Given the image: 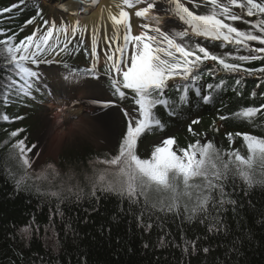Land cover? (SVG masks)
Masks as SVG:
<instances>
[{
	"label": "snow or ice",
	"instance_id": "obj_1",
	"mask_svg": "<svg viewBox=\"0 0 264 264\" xmlns=\"http://www.w3.org/2000/svg\"><path fill=\"white\" fill-rule=\"evenodd\" d=\"M89 2L95 5L98 0ZM188 4H192L194 9L207 7L208 11L198 14ZM25 7L26 0H18L0 8V16L7 14L9 20L18 18ZM114 7L118 11H113L111 7L107 9L106 19L110 22L111 34L103 15L91 27L80 19L67 22L64 17L57 23L55 18L45 19L38 5L35 15L27 19L19 31L0 27V99L7 107L12 102L35 100L41 91L46 92L44 77L33 66L55 63L57 57L70 51L78 53L84 40L81 38L74 45L73 40L89 32L91 48L90 51L85 48V54L90 56L91 64L78 68L68 65L64 80L83 81L87 87L95 89L97 85L91 81L101 79L98 48L103 39L106 45L103 49V75L110 81L111 96L124 100L131 93L133 107H120L114 99L88 101L101 110L118 107L126 125L114 155L106 154L89 160L92 174L86 178L91 186L90 195L99 200L101 195L112 194L127 200L130 206H141L138 216L141 221L145 212L183 215L187 220L202 217L200 222H208L209 233L227 231L223 217L227 206L237 204L231 199L236 190V180L239 179L248 189L264 186V136L249 132L227 133L230 145L234 143V136L242 137L247 154H241L235 148L222 152L207 133L199 134L194 130L193 125L200 122L197 118L188 124V132L199 138L186 147H178L176 138L169 135L154 142L150 156L142 158L138 154V141L146 133L165 130L166 124L156 114L158 106H162L170 117H177L182 107L189 104L190 91L203 103H212L223 81L207 83L202 92L200 74L208 61L216 65L214 69H209L210 74L222 71L257 76L264 81V0H200L199 3L197 0H118ZM61 8L67 11L63 5ZM14 11L17 17L11 15ZM133 14L141 20L138 32L133 30ZM38 20L42 24H38ZM237 21L244 22L247 29L234 26ZM169 22L175 28L165 31ZM33 24L36 27L31 34L17 41L19 32ZM193 37L219 42L222 48L231 46L233 50L218 55L209 51L203 43H189ZM254 61H260V66H246ZM236 83L240 84L241 80ZM172 84L179 93L178 102L166 94ZM251 95L255 97L256 92ZM52 100L54 107L48 119L56 120L57 114L61 116L60 120L50 125V130L54 131L70 119L67 109L79 105L81 101L73 100L70 105L55 106L58 104L55 96ZM258 115H264V103L243 107L230 116L220 115L218 119L224 121L235 117L253 121ZM118 118L108 111L95 118L93 127L98 142L108 139L110 124ZM0 119L22 120L24 117H9L4 113ZM22 132L24 129H16L10 137L16 138ZM42 153L43 146L39 141L29 145L25 137L11 143L9 157L16 161L23 175L16 179V173L6 162L4 171L15 180L17 191L28 189L30 185L26 181L32 176L37 180L46 179L49 170L59 175L51 162L39 172L33 170L34 158L38 159ZM229 184L231 192L228 191ZM36 191L40 192V188L37 187ZM64 191L77 200L83 194L78 185L75 190L68 187L42 194L60 198ZM153 193L158 199L152 198ZM151 227L149 223L147 228ZM164 242L165 237H160L158 246H163ZM144 247L149 245L146 243ZM189 248L195 252L197 241H186L183 251L188 253ZM210 250L209 247L202 249L205 255Z\"/></svg>",
	"mask_w": 264,
	"mask_h": 264
},
{
	"label": "trees",
	"instance_id": "obj_2",
	"mask_svg": "<svg viewBox=\"0 0 264 264\" xmlns=\"http://www.w3.org/2000/svg\"><path fill=\"white\" fill-rule=\"evenodd\" d=\"M15 1L18 0H0V8ZM35 13L26 5L18 18L9 20L7 14L0 16V27L19 31ZM11 15L17 17V12ZM234 26L242 30L248 27L242 21L234 22ZM28 27L19 32L17 41L27 35ZM199 43L218 55L233 50L231 46L222 48L219 42L203 40ZM260 63L254 61L246 66L259 67ZM215 67L214 62L208 61L200 74L202 92L207 83L223 81L212 103H203L190 91L189 104L182 107L177 117H170L162 106L157 107L156 114L166 128L163 132L154 130L141 137L138 154L142 158L149 157L154 147L151 144L149 154L142 156L140 148L144 142L168 135L174 129L176 132L171 136L176 138L178 147L194 142L199 137L188 132V124L197 118L200 122L193 125L194 130L199 134L207 133L222 152L235 148L241 154H247L242 137L234 136V143L230 145L227 133L249 132L264 136V115H258L253 121L235 117L224 121L218 119L220 115L230 116L243 107L264 103V81L257 76L222 71L210 74L209 69ZM237 80L241 83L237 84ZM254 91L255 97L251 95ZM166 94L178 102L179 93L175 85ZM129 96L131 98V93ZM33 105L31 99H25L5 107L0 99V116L7 113L9 117H24L22 120L0 119V264H264V186L248 189L239 179L236 180V190L231 199L237 204L227 206L223 218L228 229L220 233H209L208 222H200L202 217L187 220L183 215L145 212L141 221L138 220L141 206H130L127 200L112 194L101 195L99 200L93 198L86 178L92 174L89 160L106 154L114 155L108 150L85 147L80 151H66L58 162L49 159L46 163H53L59 172L58 179L52 175L55 176L52 184H48L49 176L46 180L32 176L26 181L30 187L17 191L15 180L4 171V164L6 162L16 173V179L23 175L16 161L9 157V149L15 139L25 137L31 145V126L25 120L24 109ZM16 129H24V132L11 138L10 133ZM48 173L51 175L53 172L49 170ZM77 185L83 189L79 200L66 191L60 198L42 194L68 187L75 190ZM37 187L40 192L36 191ZM228 191H232L231 184ZM152 198L158 199L157 194L153 193ZM149 223L152 225L150 229L147 228ZM50 226L56 234L57 250L47 247L42 240L45 228ZM24 227H31L34 232L29 239L21 235ZM162 236L165 242L158 246ZM194 240L197 241V250L193 252L189 248L185 253V242ZM146 243L149 245L147 248L144 247ZM204 247L211 249L207 255L202 251Z\"/></svg>",
	"mask_w": 264,
	"mask_h": 264
},
{
	"label": "rangeland",
	"instance_id": "obj_3",
	"mask_svg": "<svg viewBox=\"0 0 264 264\" xmlns=\"http://www.w3.org/2000/svg\"><path fill=\"white\" fill-rule=\"evenodd\" d=\"M115 1L118 2V0H115ZM17 2L18 1H15L14 3H17ZM197 2L199 3L200 0H197ZM26 5L31 7L35 12H36V6L38 5L39 8H41L43 10L42 14H43L45 19L55 18L57 20V23H59L60 18L64 17V19L68 22V19H67L65 13H58V14L54 13L52 11V8H51L52 6L48 2H46L45 0H26ZM187 6L190 9L196 10L198 12V14L205 13L208 11L207 7H204V6L200 7L199 9H194L192 4H188ZM246 19H249V18L246 17ZM37 23L42 24V21L38 20ZM107 24L109 25V29H108L109 34H111L110 22H107ZM35 27H36V24L29 26L26 29V34L27 35L31 34V32L33 31V29ZM173 28H175V25H173V24H171V22H169V24L166 25L164 30L170 31ZM136 29H137V27L135 26L134 32H136ZM102 36H103V28L101 29V37ZM81 38L84 40V44L78 53L75 51H70L66 54H62L61 56L57 57L55 63L41 64L39 66H33V67H35L36 70H38L43 75V77H45L46 75H49L50 77H51V75H55V71H54L55 69L54 68L57 66H58V68H61L63 71L68 70V68H67L68 65H70L73 68L88 67L91 64V58H90V56L85 54V48H87L90 51V48H91L90 32L85 33V35L83 37H80L78 35L77 38L75 40H73V42H72L73 45L78 43L79 39H81ZM199 41L200 42L203 41V38L193 37L189 41V43L194 44V43H197ZM69 47L72 48V45H70ZM105 47H106V45H105L103 39H101L100 43H99V48H98V50L100 51V62L98 64V69L101 73V78H102V76H104L103 73L105 71L104 55H103V49ZM63 79H64V77L61 76L59 78V80H57V82L54 81L55 85L59 86L60 82H62ZM99 82H100V84H102V82H103L105 87L107 88V90L112 92V89L110 86V81L108 80V78L106 76H104L102 78V82H101V80ZM71 85L72 86L75 85L77 87L76 83H71ZM45 86L47 88L46 92L41 91L40 94L36 95L35 100L31 99L32 103H34L33 107L24 109V114H26L25 120L31 126V128L29 129L30 130V136L32 139L31 142L36 143L39 141L41 143V145L44 144L43 154L41 155L42 157H40V160L34 158V163H33L34 169L40 170L41 167H43L49 159L53 160L54 162H58L60 156L64 152L74 150V149L76 151H80L85 147H93L97 150H108L109 152H111L113 154L116 153V150H117L118 144H119V140L124 133V129L126 128V125L124 124V122H121L122 124H124V127H121V128L119 127L121 133H120V137L118 139L116 147L112 146V144L115 143V139L111 140L109 144H108L107 140H105L104 142H98L96 139L97 132H96V129L94 127H92V128L85 127L86 131L76 129V131L74 132V134L71 135V137L65 138V139L62 138L61 134H59L57 131H55L45 141H43L44 135H46V131H47V124H48L47 121H49L48 118L52 116L51 109L54 107L53 100H52V97L54 96V90L51 89L50 87H48V85H46V84H45ZM76 87L70 88L71 91H74L76 89ZM53 88L54 89L56 88L55 90L57 92L60 91L59 93H61V94L63 93V91H61L62 86L58 87V88L57 87H53ZM68 91H66V89H65L64 90L65 94ZM88 98L89 99H96V98H102V97L100 95H94V96L88 97ZM114 98L117 100V103L120 105V107H125V108L133 107V102H132L130 96H128V98H125L124 100H121L119 97H114ZM63 99H64V101H63ZM71 99L72 98H70L69 95L67 94L65 97H63L59 101H57L58 104L55 106H62L65 104L70 105ZM89 107L91 108L92 111L94 110L91 106L85 107V110H89L88 109ZM117 109H119V108H117ZM114 112L116 113V111H114ZM94 114L98 115V113H96V112ZM101 114H103V113H101ZM59 119H61V116L59 114H57L56 120H59ZM56 120H54V122H56ZM117 126H119V122H117ZM110 131H111V136H112L113 132L115 133V135H117L116 134V131H117L116 123L110 127L109 132ZM154 140L155 139H151V140L144 142V144H142V146L140 148V153L142 154V156H147L149 154L150 146H151V144H153ZM52 175H56V174L52 173L50 175L49 173H47V177L49 176L48 184H52V182L55 179V176H52ZM56 176H57L56 179H58L59 175H56ZM40 180H46V179H40ZM53 231H54L53 227H51V226L46 227L45 232L42 236V240L47 247L52 248L53 250H57V238H56L55 232H53ZM33 233L34 232H33L31 227H24V228H22V231H21V235L23 237H25V239H29Z\"/></svg>",
	"mask_w": 264,
	"mask_h": 264
},
{
	"label": "bare ground",
	"instance_id": "obj_4",
	"mask_svg": "<svg viewBox=\"0 0 264 264\" xmlns=\"http://www.w3.org/2000/svg\"><path fill=\"white\" fill-rule=\"evenodd\" d=\"M45 1L52 6L51 8L54 13L56 14L65 13L68 22H73L75 19H80L82 23H88L90 27L92 24L96 23L99 20L101 15L105 17L106 23L109 22L106 19L107 9L109 7H111L113 11H118L114 7V4L117 3L115 0H98V3L95 5H92L89 2V0H45ZM61 5L67 8V11H64L61 8ZM81 9H84L85 11H81ZM73 13H76L77 15H73ZM132 23H133V30L135 31V26H136L137 27L136 32H138L140 30L138 25L141 23V20L139 18H136L134 14L132 15ZM54 69H55L54 70L55 75H51V77L49 75H46L44 77L43 83H45L46 85H48V87L54 90V96L56 101H59L61 98L65 97L68 94L69 97L72 98L70 102L73 100H79L81 101L82 104L80 103L75 107H69L67 109V115L70 117V119L65 124H62L60 127L56 128L54 131L50 130V125L55 123L54 120L47 121L48 123L47 131H46V135H44L43 141H45L55 131L61 134L63 139L71 137V135L74 134L76 129L86 131L85 127L92 128L93 125L95 124V118L99 116H103V114H101L103 113V111H108L110 115L114 117L120 116V111L119 109H117L118 107H113L108 110H101L96 105H92L88 103V101L91 100L88 97H92L94 95H100L104 99H111L109 91H107V88L102 82L103 76L100 79L102 84H100L99 81L98 82L91 81V83L97 85L95 89L87 87L83 81L77 83L73 81H66L64 79L62 80V82H60V84L58 83L59 86H56L54 81L57 82V80H59L61 76L65 77L68 73V70L63 71L61 68H58V66L55 67ZM71 83H76L77 87L75 85L72 86ZM61 86H62L61 91H63L62 94L59 93L60 91L57 92L55 90L56 88L55 89L53 88V87L58 88ZM74 87H76V89L74 91H71L70 88H74ZM65 89L66 91L69 90L66 94L64 92ZM87 106H91L95 111L94 110L92 111L90 107L88 108L89 110H85V107ZM114 111H116V113ZM95 112L98 113V115L94 114ZM71 117H75V118H71ZM115 121L116 119L111 122L110 127L116 123ZM116 136L117 135H115L114 132L111 136V131H110L109 137L107 139L108 144L110 143L111 140L116 139ZM42 146H44V144H42ZM40 157L38 158V160H40Z\"/></svg>",
	"mask_w": 264,
	"mask_h": 264
},
{
	"label": "water",
	"instance_id": "obj_5",
	"mask_svg": "<svg viewBox=\"0 0 264 264\" xmlns=\"http://www.w3.org/2000/svg\"><path fill=\"white\" fill-rule=\"evenodd\" d=\"M104 77V76H103ZM175 84H172L170 87H169V89L172 87V86H174ZM169 89H167V91L169 90ZM107 91H109V90H107ZM109 93H110V96H111V92L109 91ZM111 99H114L116 102H117V100L113 97V96H111ZM120 106V105H119ZM119 111H120V109H119ZM116 117H118V116H116ZM116 126H117V122H119V126H117V131H116V134H117V136H116V139H115V143L114 144H112V146L113 147H116V145H117V142H118V139H119V137H120V129H119V127L121 128V127H124V124H122L121 122H123V119H122V114L120 113V116H119V118L118 119H116ZM174 132H176V130L174 129L170 134H168V135H165V136H160L159 138H157V139H155L154 141H153V144H154V142H158L161 138H163V137H166V136H169V135H172ZM42 139V138H41ZM109 146V145H108Z\"/></svg>",
	"mask_w": 264,
	"mask_h": 264
}]
</instances>
